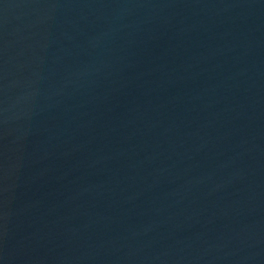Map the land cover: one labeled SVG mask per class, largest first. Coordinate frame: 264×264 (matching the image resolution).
I'll return each instance as SVG.
<instances>
[{
  "label": "water",
  "instance_id": "1",
  "mask_svg": "<svg viewBox=\"0 0 264 264\" xmlns=\"http://www.w3.org/2000/svg\"><path fill=\"white\" fill-rule=\"evenodd\" d=\"M0 264H264V0H0Z\"/></svg>",
  "mask_w": 264,
  "mask_h": 264
}]
</instances>
